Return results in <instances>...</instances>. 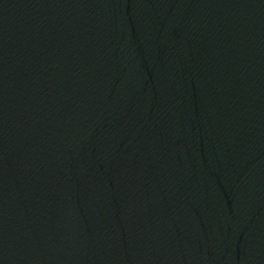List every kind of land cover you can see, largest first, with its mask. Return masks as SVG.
Returning <instances> with one entry per match:
<instances>
[{
  "label": "water",
  "instance_id": "95a60500",
  "mask_svg": "<svg viewBox=\"0 0 264 264\" xmlns=\"http://www.w3.org/2000/svg\"><path fill=\"white\" fill-rule=\"evenodd\" d=\"M0 264H264V0H0Z\"/></svg>",
  "mask_w": 264,
  "mask_h": 264
}]
</instances>
